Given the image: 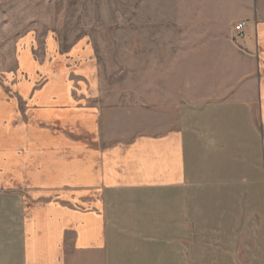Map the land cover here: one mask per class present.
<instances>
[{
  "label": "crops",
  "instance_id": "obj_1",
  "mask_svg": "<svg viewBox=\"0 0 264 264\" xmlns=\"http://www.w3.org/2000/svg\"><path fill=\"white\" fill-rule=\"evenodd\" d=\"M238 1L243 51L205 94L144 100L155 132L118 134L87 41L21 38L0 75V264H264V0Z\"/></svg>",
  "mask_w": 264,
  "mask_h": 264
},
{
  "label": "rangeland",
  "instance_id": "obj_2",
  "mask_svg": "<svg viewBox=\"0 0 264 264\" xmlns=\"http://www.w3.org/2000/svg\"><path fill=\"white\" fill-rule=\"evenodd\" d=\"M240 8L238 0H0V75L13 68L26 35L53 33L63 45L84 39L104 110L121 120L118 134L155 132L142 103L156 101L158 89L197 97L220 86L216 57L228 55V45L243 51L232 40L237 21L227 23Z\"/></svg>",
  "mask_w": 264,
  "mask_h": 264
},
{
  "label": "built area",
  "instance_id": "obj_3",
  "mask_svg": "<svg viewBox=\"0 0 264 264\" xmlns=\"http://www.w3.org/2000/svg\"><path fill=\"white\" fill-rule=\"evenodd\" d=\"M248 20L245 19H241L239 21H237L234 26H233V30H232V40L234 41V43L236 45H238L239 48L242 47L241 43L245 40L246 38V29L248 27ZM242 49V48H241Z\"/></svg>",
  "mask_w": 264,
  "mask_h": 264
}]
</instances>
